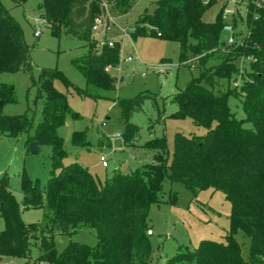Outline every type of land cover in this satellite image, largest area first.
<instances>
[{
  "label": "trees",
  "instance_id": "16d2710c",
  "mask_svg": "<svg viewBox=\"0 0 264 264\" xmlns=\"http://www.w3.org/2000/svg\"><path fill=\"white\" fill-rule=\"evenodd\" d=\"M13 1L21 4L26 0ZM103 1L117 15L126 14L130 8L129 0H42L38 5L40 18L46 20L54 35L59 37L65 31L87 43V54L74 60L85 77V88L72 84L56 68L41 69L36 96L43 105L35 122V116L26 112L3 113V106L14 101L15 89L0 80V136L24 137L27 145L32 141L49 145L53 168L44 191L29 184L25 176L22 182L23 191L32 193L23 207H44L42 223L23 221L21 204L10 189L7 172L1 176L0 218L4 228L0 231V258H29L28 247L34 242L40 250L38 263L150 264L148 215L151 205L160 201L158 192L168 177L193 193L206 188L222 191L231 211L225 241L205 238L194 248L179 246L163 264H264V0H246V33L240 42L232 44L222 37L224 6L215 21L203 19L216 0H154L153 10L139 15L137 33L178 42L183 64H187L188 53L196 57L199 75L171 98L177 104L172 116L190 117L206 132H176L170 159L166 136L151 138L145 147L155 150L154 162L130 173L115 172L100 182L79 162H62L66 151L57 127L64 123L68 102L53 82L59 79L73 93L94 99L115 88L106 67L119 63L120 44L113 41L109 45L106 40L100 45L92 30L95 18L105 12ZM240 58L248 60L249 66L239 91L234 87L221 90L222 80L230 83L238 76ZM210 59L218 62L207 65ZM20 70H32L30 46L0 0V74ZM230 96L241 102L244 118L238 119L231 110ZM147 99L156 101L148 93L117 99L125 120V144L139 134V127L129 120ZM72 142L85 145L84 133L75 131ZM84 227L95 231V245L71 241L61 252L56 250V232L69 235ZM238 232L250 238L248 260L242 257L235 239Z\"/></svg>",
  "mask_w": 264,
  "mask_h": 264
},
{
  "label": "rangeland",
  "instance_id": "374dc122",
  "mask_svg": "<svg viewBox=\"0 0 264 264\" xmlns=\"http://www.w3.org/2000/svg\"><path fill=\"white\" fill-rule=\"evenodd\" d=\"M154 0H129V11L117 15L108 4V11L114 20L108 32L93 31V36L102 43L106 40L120 44V61L110 70L115 88L105 90L102 96L94 99L84 97L68 90L59 79L53 82L54 87L66 94L68 111L57 133L63 138L66 156L63 164L79 162L88 167L93 175L104 182L115 172L130 173L154 162L155 150L145 147V143L163 135L167 138L170 159L174 149L176 132L185 134H204L206 129L197 125L190 117L174 118L172 113L177 104L171 98L186 86L192 77H198L199 68L196 57L192 53L186 56L187 64L180 62V46L178 42L158 38L155 35L137 33L136 20L139 15L154 8ZM19 23L24 38L30 46L32 70L2 72L0 80L15 89V99L6 103L2 111L5 114L28 113L40 119L42 99L37 98V79L43 68H56L68 80L79 88H85L84 75L74 65V60L83 58L88 52V45L69 32H62L58 37L47 25L41 27L38 37L34 35L39 16L38 5L42 0H26L17 4L13 0H1ZM246 0H216L204 13V21L213 22L222 6L231 12L228 15L232 24L234 41L240 42L246 33L243 17L245 16ZM234 17L236 19H234ZM123 31H128L125 35ZM228 33L223 32L222 37ZM130 57V58H129ZM218 62L210 59L207 65ZM239 74L229 83L224 79L221 90L234 87L239 91L240 84L247 76L248 60L238 61ZM140 93H148L155 98L147 99L140 110L133 113L130 122L139 127L138 136L125 144L122 133L125 120L117 99L133 98ZM228 104L238 119L245 117L241 102L234 96L228 98ZM76 114V115H74ZM75 131L84 133L85 145H74L72 135ZM52 149L49 145H41L38 154H32L24 137L0 136V178L7 172L9 185L16 199L21 204V217L26 224L44 222V207H23V202L32 196L31 192L23 191L22 182L37 185L44 191L52 174ZM105 155L108 165L103 166L100 156ZM58 170L56 169L55 172ZM43 198L44 199V194ZM159 202L151 205L148 215L152 230V254L150 264H163L173 257L179 246L197 247L202 239L225 241V233L229 230L231 204L225 194L216 189L206 188L193 193L183 184L165 178L158 192ZM174 199V200H173ZM44 202V200H43ZM4 221L0 218V231ZM235 239L241 246V254L245 260L250 255V238L246 233L238 232ZM71 241L93 246L97 242L96 233L91 228H80L69 235L56 232L55 247L61 252ZM28 257L2 256L0 264H47L38 263L40 254L38 246L31 242Z\"/></svg>",
  "mask_w": 264,
  "mask_h": 264
},
{
  "label": "built area",
  "instance_id": "2783aa9c",
  "mask_svg": "<svg viewBox=\"0 0 264 264\" xmlns=\"http://www.w3.org/2000/svg\"><path fill=\"white\" fill-rule=\"evenodd\" d=\"M103 6L105 8V12L103 14H101L100 16L96 17L95 20H94V23H93V26H92V30L93 31H101V32H108V31H111L112 29V26L111 24L114 23V20L113 18L111 17L110 15V12L108 11V3L104 2L103 1ZM231 12H228L226 10L223 11V14H222V17H223V20L225 21L224 23V26H223V30L224 32H227L228 35L226 37V42L228 44H232L234 42V35H233V27H232V24L230 23L229 21V18H228V15H230ZM37 26L34 30V35L36 37H38L41 33V27L43 25H47V22L45 19L43 18H38L37 19ZM124 34L126 35L128 33V31H123ZM109 45H112L113 44V40H107ZM104 42L100 43L103 44ZM130 58V57H129ZM113 67L112 66H107L106 67V70L107 71H110ZM100 161L102 163L103 166H107L108 163H107V160H106V156L105 155H101L100 156ZM148 234H152V231L151 230H148Z\"/></svg>",
  "mask_w": 264,
  "mask_h": 264
},
{
  "label": "water",
  "instance_id": "95a60500",
  "mask_svg": "<svg viewBox=\"0 0 264 264\" xmlns=\"http://www.w3.org/2000/svg\"><path fill=\"white\" fill-rule=\"evenodd\" d=\"M29 150L32 154H38L40 152V145L37 141H32L29 144Z\"/></svg>",
  "mask_w": 264,
  "mask_h": 264
}]
</instances>
